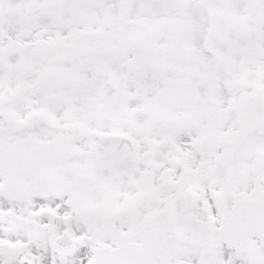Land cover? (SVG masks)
Instances as JSON below:
<instances>
[{
    "label": "snow or ice",
    "instance_id": "obj_1",
    "mask_svg": "<svg viewBox=\"0 0 264 264\" xmlns=\"http://www.w3.org/2000/svg\"><path fill=\"white\" fill-rule=\"evenodd\" d=\"M0 264H264V0H0Z\"/></svg>",
    "mask_w": 264,
    "mask_h": 264
}]
</instances>
